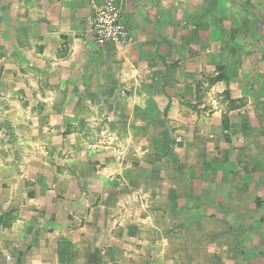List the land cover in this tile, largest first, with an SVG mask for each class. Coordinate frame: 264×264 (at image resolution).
Listing matches in <instances>:
<instances>
[{
	"label": "crops",
	"instance_id": "0c3cea01",
	"mask_svg": "<svg viewBox=\"0 0 264 264\" xmlns=\"http://www.w3.org/2000/svg\"><path fill=\"white\" fill-rule=\"evenodd\" d=\"M104 1L0 0V264H191L177 160L264 139V0Z\"/></svg>",
	"mask_w": 264,
	"mask_h": 264
},
{
	"label": "rangeland",
	"instance_id": "374dc122",
	"mask_svg": "<svg viewBox=\"0 0 264 264\" xmlns=\"http://www.w3.org/2000/svg\"><path fill=\"white\" fill-rule=\"evenodd\" d=\"M234 147L209 153L202 144L177 160L186 174L173 176L171 211L162 226L171 230L169 245L187 250L183 263H264V139ZM258 191L261 205L254 209Z\"/></svg>",
	"mask_w": 264,
	"mask_h": 264
},
{
	"label": "built area",
	"instance_id": "2783aa9c",
	"mask_svg": "<svg viewBox=\"0 0 264 264\" xmlns=\"http://www.w3.org/2000/svg\"><path fill=\"white\" fill-rule=\"evenodd\" d=\"M92 32L99 43H124L128 33L120 22V13L116 0H105L102 7L95 11L92 20Z\"/></svg>",
	"mask_w": 264,
	"mask_h": 264
},
{
	"label": "trees",
	"instance_id": "16d2710c",
	"mask_svg": "<svg viewBox=\"0 0 264 264\" xmlns=\"http://www.w3.org/2000/svg\"><path fill=\"white\" fill-rule=\"evenodd\" d=\"M219 79H220V76H217V77L215 78V81H217V80H219ZM222 125H223V128H224L225 130L228 129V123L226 122L225 119L222 121ZM255 203H256V206H257V207H260V205H261V200L257 198V199L255 200Z\"/></svg>",
	"mask_w": 264,
	"mask_h": 264
}]
</instances>
